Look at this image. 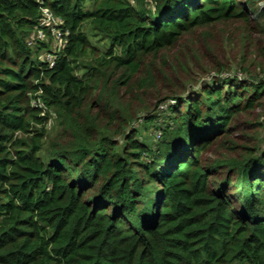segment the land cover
<instances>
[{"label": "trees", "instance_id": "trees-1", "mask_svg": "<svg viewBox=\"0 0 264 264\" xmlns=\"http://www.w3.org/2000/svg\"><path fill=\"white\" fill-rule=\"evenodd\" d=\"M263 74L264 0H0V264H264Z\"/></svg>", "mask_w": 264, "mask_h": 264}, {"label": "built area", "instance_id": "built-area-1", "mask_svg": "<svg viewBox=\"0 0 264 264\" xmlns=\"http://www.w3.org/2000/svg\"><path fill=\"white\" fill-rule=\"evenodd\" d=\"M42 3V0H37ZM63 21L61 18L56 17L50 12L47 8H42V17L40 20V24L38 26L37 33L35 34V40L42 42H50L52 47V53H48L42 56V59L50 64V67H53L56 60V55L60 52L65 45L67 44L66 35L63 31ZM47 32L51 33L52 41L49 40ZM33 106L43 107L44 105L40 101H34Z\"/></svg>", "mask_w": 264, "mask_h": 264}, {"label": "rangeland", "instance_id": "rangeland-1", "mask_svg": "<svg viewBox=\"0 0 264 264\" xmlns=\"http://www.w3.org/2000/svg\"><path fill=\"white\" fill-rule=\"evenodd\" d=\"M49 43L50 42H48V45H49ZM51 44V43H50ZM52 51V47L49 45V50H47V51H43L42 53H41V56H43V55H45L48 51ZM237 67H234L233 68V73H237ZM260 72V71H259ZM213 74V73H212ZM262 77H261V79H264V74L263 75H261ZM194 77H195V81H197L198 82V84H199V82L200 83H202V82H204V81H211L212 80V76L210 75V76H208L207 74H204V75H202V74H197L196 73V71H195V73H194ZM243 77H245V76H243ZM192 86V83L191 84H188L187 85V87L189 88V87H191ZM168 105V103H166V104H162L161 106H160V108H161V110H164L165 108H166V106ZM161 120H162V122H163V117H161ZM160 123H161V121H160ZM52 124V123H51ZM51 124L48 126V128L50 129V132L52 133V126H51ZM54 124V123H53ZM136 126V125H135ZM149 136L151 137V139L149 140V142H151V143H155L156 141H155V137H158V134H154V132L152 131L151 132V134H149Z\"/></svg>", "mask_w": 264, "mask_h": 264}]
</instances>
